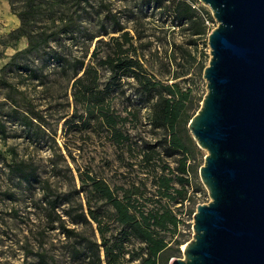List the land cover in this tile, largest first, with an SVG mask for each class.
<instances>
[{"label": "rangeland", "instance_id": "rangeland-1", "mask_svg": "<svg viewBox=\"0 0 264 264\" xmlns=\"http://www.w3.org/2000/svg\"><path fill=\"white\" fill-rule=\"evenodd\" d=\"M60 1L44 0L30 21L32 30L40 33L45 30L51 35L47 52L18 55L19 51L28 47V40L24 37L19 40L10 37L20 26V22L10 2L0 0V264H42L39 254L44 255L48 264H83L71 255L73 240H68L59 230L50 231L44 227L40 205L41 190L34 187L31 191L24 192L16 181L9 178L7 164L15 158L35 162L40 168L41 179L49 181L52 194L61 195L69 191L74 193L73 175L75 180L78 179L76 170L103 178L111 186H129L145 180L147 197L152 198L156 193L153 166H130L129 159H118L120 152L112 146L109 138L108 116L100 118L103 125H99L94 119L83 125H66L75 110L71 97L70 73H64L47 53L56 51L72 58L81 57L89 51L88 61L99 38L91 44L85 33L77 37L76 34L70 36L60 33L58 29L62 26L59 23L74 19L86 31L95 32L102 20V17H97L100 6L103 14H113L127 30L133 32L137 29L143 34L142 45L136 43V46L139 53L144 50L143 62L149 74L168 83L174 82L172 79L175 75H185L177 81L184 89L193 90L195 106L191 113L201 107L207 93L203 65H208L210 60L208 36L218 23L210 9L200 1L212 20L208 23V35L199 41L198 48L189 47L190 37L185 28H172L168 21L160 18L158 12L144 9L141 0H90L92 8L87 7L90 13L82 15H78L81 11L74 14L75 0H64L61 4ZM53 5L55 7L51 8ZM14 8L17 12L24 10L25 0H14ZM51 18L55 19L57 27L49 24ZM104 24L111 26L110 19H105ZM105 39L108 41L109 37ZM20 66L34 70L37 79L20 71ZM3 82L7 84L4 85ZM130 94L129 87L124 96L116 92L108 98L107 104L111 103L109 115L113 122L119 124L120 119L125 116L124 104ZM132 99L135 97L132 96ZM26 116L32 118V123H25ZM142 116L146 122L149 112L144 110ZM130 131L133 132L132 129ZM145 131V135L152 138L154 143L153 137H157L155 133L149 132V128ZM183 139L189 151L187 165L190 170L184 175L190 181V186L186 188L188 200L183 205L171 203V208L181 221L176 239L185 244L193 237V217L198 206L208 204L211 198L199 175L207 151L199 148L193 139L194 143H190L185 133ZM183 157L181 153L164 157L161 165L166 163L172 170H176ZM159 164L154 166L157 172H160ZM75 182L79 187V181ZM198 186L202 191H197ZM162 202L165 203L166 200L163 199ZM148 206L152 205L148 203ZM68 225L75 227L70 222ZM182 247L183 245L180 246L181 254L177 258H183Z\"/></svg>", "mask_w": 264, "mask_h": 264}, {"label": "trees", "instance_id": "trees-1", "mask_svg": "<svg viewBox=\"0 0 264 264\" xmlns=\"http://www.w3.org/2000/svg\"><path fill=\"white\" fill-rule=\"evenodd\" d=\"M8 1L20 22L10 37L28 40V47L19 51L18 55H31L40 51L46 53L51 35L45 30L40 33L30 27L36 9L43 5L44 0H25V9L20 12L15 10L14 0ZM75 3L74 14L80 11L78 15L90 13L87 10L88 6L92 8L90 0H75ZM141 4L144 9L158 12L160 18L168 21L172 28H185L190 37L189 47L198 48L199 41L208 35L207 21L212 18L199 0H141ZM99 9L97 17H102V20L95 32L86 31L74 19L59 23L62 26L58 29L60 33L70 36L76 34L75 37L85 33L91 44L99 38L88 61L89 51L81 57L72 58L56 51L47 53L64 73H70L75 110L66 125H83L92 119L103 125L100 118L108 116L109 138L112 146L120 152L118 159H129L130 166H153L156 193L152 198L147 197L145 180L129 186H111L103 178L76 170L78 179L75 180L73 175L74 193L52 194L49 181L41 179L39 166L24 158H15L7 164L9 178L16 181L24 192L34 187L41 190L44 227L50 231L59 230L68 240H73L71 255L83 264H170L181 254L180 246H184L176 239L181 221L171 208V203L183 205L188 200L186 188L190 186L189 179L184 177L190 167L187 165L189 151L183 133L193 144L187 128L200 107L191 113L195 106L193 90L184 89L177 81L185 75H175L172 79L174 82L168 83L148 73L143 62L144 50L139 53L136 46V43L142 45L144 36L141 32L137 29L133 32L127 30L120 19L113 14L107 16L109 12L103 14L100 6ZM106 17L110 19L111 26L104 24V20L108 19ZM49 24L53 27L58 25L53 18ZM105 37H109V40ZM206 66L203 65V69ZM19 70L37 79L36 72L27 66H20ZM129 87L131 94L124 104L126 114L119 124L115 123L109 115L111 103L107 104V100L116 92L124 96ZM144 110L149 112L146 122L142 116ZM25 119V123H32L31 117L26 116ZM148 128L149 132L157 136L153 137L154 143L152 138L145 135ZM177 153L184 157L176 170L166 163L161 165L164 157L169 158ZM68 156L71 157V154ZM157 163H160V172L154 168ZM77 180L79 187L76 186ZM197 191H202V188L198 186ZM148 203L152 206H148ZM68 222L75 227H69ZM39 259L42 264H48L43 254H39Z\"/></svg>", "mask_w": 264, "mask_h": 264}, {"label": "water", "instance_id": "water-1", "mask_svg": "<svg viewBox=\"0 0 264 264\" xmlns=\"http://www.w3.org/2000/svg\"><path fill=\"white\" fill-rule=\"evenodd\" d=\"M217 21L207 93L188 129L211 201L170 264H264V0H199Z\"/></svg>", "mask_w": 264, "mask_h": 264}, {"label": "built area", "instance_id": "built-area-1", "mask_svg": "<svg viewBox=\"0 0 264 264\" xmlns=\"http://www.w3.org/2000/svg\"><path fill=\"white\" fill-rule=\"evenodd\" d=\"M209 22L207 21V24H208Z\"/></svg>", "mask_w": 264, "mask_h": 264}]
</instances>
